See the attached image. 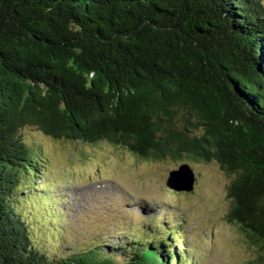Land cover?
Here are the masks:
<instances>
[{
    "label": "trees",
    "instance_id": "16d2710c",
    "mask_svg": "<svg viewBox=\"0 0 264 264\" xmlns=\"http://www.w3.org/2000/svg\"><path fill=\"white\" fill-rule=\"evenodd\" d=\"M27 127L145 161L218 163L232 176L226 221L264 264L261 0H0V264H185L170 230L53 253L23 206L39 197L53 214L32 193L47 158Z\"/></svg>",
    "mask_w": 264,
    "mask_h": 264
},
{
    "label": "rangeland",
    "instance_id": "374dc122",
    "mask_svg": "<svg viewBox=\"0 0 264 264\" xmlns=\"http://www.w3.org/2000/svg\"><path fill=\"white\" fill-rule=\"evenodd\" d=\"M22 136L47 158L35 180L36 187L43 184L46 188L32 193L47 194L50 185L51 196L58 199L55 216L44 209L42 198L23 202L34 211V224L49 237L47 245L53 253L117 247L134 238L152 240L157 226L153 223L161 218L158 236L167 229L179 231L176 247L189 255L187 264L254 261L256 250L226 221L232 176L218 163L191 164L194 189L176 191L166 185L170 171L180 166L173 160H140L124 148L56 140L32 127L23 129ZM25 187H20L19 194L26 193ZM167 220L172 224L164 227Z\"/></svg>",
    "mask_w": 264,
    "mask_h": 264
},
{
    "label": "water",
    "instance_id": "95a60500",
    "mask_svg": "<svg viewBox=\"0 0 264 264\" xmlns=\"http://www.w3.org/2000/svg\"><path fill=\"white\" fill-rule=\"evenodd\" d=\"M166 185L176 191H192L195 185V175L189 165L179 166V169L172 170L166 180Z\"/></svg>",
    "mask_w": 264,
    "mask_h": 264
}]
</instances>
